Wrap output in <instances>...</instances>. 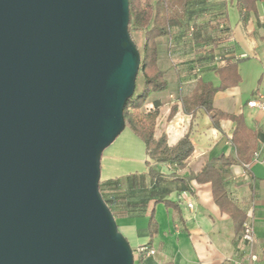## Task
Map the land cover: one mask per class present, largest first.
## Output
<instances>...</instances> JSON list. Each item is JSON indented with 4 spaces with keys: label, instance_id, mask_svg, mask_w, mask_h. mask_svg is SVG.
<instances>
[{
    "label": "water",
    "instance_id": "obj_1",
    "mask_svg": "<svg viewBox=\"0 0 264 264\" xmlns=\"http://www.w3.org/2000/svg\"><path fill=\"white\" fill-rule=\"evenodd\" d=\"M139 65L128 0H0V264H134L99 183Z\"/></svg>",
    "mask_w": 264,
    "mask_h": 264
},
{
    "label": "crops",
    "instance_id": "obj_2",
    "mask_svg": "<svg viewBox=\"0 0 264 264\" xmlns=\"http://www.w3.org/2000/svg\"><path fill=\"white\" fill-rule=\"evenodd\" d=\"M224 31L230 32V41L222 39ZM156 43L157 65L167 87L150 93L143 109L158 105L155 137L165 134L173 145L188 133L193 151L183 168L168 169L148 157L144 143L128 127L123 129L100 160L101 194L118 229L132 250L150 245L154 252L146 256L147 264H251L253 257L264 264V152L247 165L220 167L228 199L244 214L252 208L251 242L234 232L230 216L215 204L211 183L192 178L210 161L235 158L229 141L236 125L233 117L253 134V153L261 147L264 111L246 103L264 95V0L249 9L238 0H192L182 23ZM187 47L192 55L184 62ZM216 57L231 68L219 72L225 64ZM198 79L221 86L212 100L214 109L226 115L217 122L219 128L202 109L193 116L182 110V98L191 94ZM152 215L155 232L150 239Z\"/></svg>",
    "mask_w": 264,
    "mask_h": 264
},
{
    "label": "trees",
    "instance_id": "obj_3",
    "mask_svg": "<svg viewBox=\"0 0 264 264\" xmlns=\"http://www.w3.org/2000/svg\"><path fill=\"white\" fill-rule=\"evenodd\" d=\"M256 1L238 0V4L245 7V9H249ZM191 2L192 0H128L129 31L131 28L143 30V44L137 73L142 75L143 82L140 90L134 92L125 103L123 109L125 127H128L142 140L148 157L154 162H163L178 169L185 166L186 159L193 151L188 133L183 135L175 144L169 145L165 134H161L159 137L154 135L158 105H154L149 110H142V108L150 93L162 91L167 87L164 74L157 65L158 50L156 39L170 36L171 29L182 23ZM231 65L225 64L217 70L221 72L227 67L228 69L231 68ZM219 88L221 86L215 87L210 82L198 79L191 94L182 98L183 112L193 116L197 110L202 109L210 117L212 125L219 128L217 123L219 119L226 118L225 114L214 109L212 105L213 96ZM232 119L236 122V125L229 141L232 144L235 158H224L221 156L220 163L210 161L199 172L192 174V178L198 182L211 183L215 204L221 211L226 212L230 216L233 221L234 232L239 234L244 221H246V214L228 199L220 167L230 166L234 163H242L244 165L250 163L254 151V143L253 134L244 126L241 119L239 117H233ZM152 175L158 176L159 174L152 172ZM99 190L101 192L100 184ZM154 193H158V191H154ZM161 200L159 199L155 202ZM105 202L110 208L109 203L106 200ZM163 202L167 206L172 205V202L168 200H163ZM154 227L155 222L152 215L148 223L150 239L155 232ZM143 247V251L136 253L134 264H147L145 262V254L150 249V245L146 244ZM162 264L172 263L166 262Z\"/></svg>",
    "mask_w": 264,
    "mask_h": 264
},
{
    "label": "built area",
    "instance_id": "obj_4",
    "mask_svg": "<svg viewBox=\"0 0 264 264\" xmlns=\"http://www.w3.org/2000/svg\"><path fill=\"white\" fill-rule=\"evenodd\" d=\"M189 30H192L191 28H189ZM222 39H224L225 41H230L232 39L231 37V34L230 32L228 31H224L223 35L221 36ZM216 60L219 62V63H223L225 64V60L221 57H216ZM247 106L248 107H252V108H256L258 110H261V111H264V95H255L253 96L250 100L247 101ZM170 142H168L169 144ZM261 150L264 152V137L262 139V142H261V147L260 149L256 150L253 155H252V158L253 160H256L259 158L260 156V152ZM166 168L168 169H171V165L169 164H166ZM187 206L189 208H192V203L191 202H187ZM253 212H252V208L246 210V221H244L243 223V227H242V230H241V238L244 240V241H247V242H251L253 241L254 239V225H253ZM144 250V247L143 246H140L138 248L135 249V252L133 250V254H134V257L136 255V253L140 252V251H143ZM154 252L153 249H148L146 251V256L147 255H150ZM255 257H253V261L251 262V264H257L255 263Z\"/></svg>",
    "mask_w": 264,
    "mask_h": 264
},
{
    "label": "rangeland",
    "instance_id": "obj_5",
    "mask_svg": "<svg viewBox=\"0 0 264 264\" xmlns=\"http://www.w3.org/2000/svg\"><path fill=\"white\" fill-rule=\"evenodd\" d=\"M130 34H131L132 39L136 43V46H137L139 52H141L142 51L143 30L131 28ZM191 50L192 49L187 47L186 54H185L186 60L184 62H187V60L191 57V55H192V51ZM142 82H143L142 75L141 74H137L136 82H135V91L134 92H138L140 90ZM142 110H144V109L142 108Z\"/></svg>",
    "mask_w": 264,
    "mask_h": 264
}]
</instances>
